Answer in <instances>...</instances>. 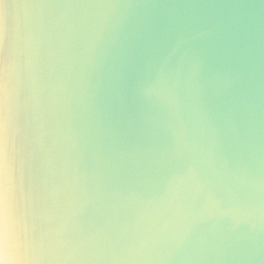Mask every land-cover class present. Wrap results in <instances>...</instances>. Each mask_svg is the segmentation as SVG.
Instances as JSON below:
<instances>
[{
  "label": "clouds",
  "instance_id": "1",
  "mask_svg": "<svg viewBox=\"0 0 264 264\" xmlns=\"http://www.w3.org/2000/svg\"><path fill=\"white\" fill-rule=\"evenodd\" d=\"M254 107L221 12L0 0V264L243 261L264 235ZM209 187L232 198L189 255L181 207Z\"/></svg>",
  "mask_w": 264,
  "mask_h": 264
},
{
  "label": "water",
  "instance_id": "2",
  "mask_svg": "<svg viewBox=\"0 0 264 264\" xmlns=\"http://www.w3.org/2000/svg\"><path fill=\"white\" fill-rule=\"evenodd\" d=\"M146 11L170 12H221L226 18L242 25L247 69L255 98L249 131L257 144H264V0H132ZM130 86V84H129ZM121 85L111 89L109 100L113 113L118 111L116 95ZM115 118V116H113ZM232 193L219 187H209L188 197L181 212L192 227V236L186 245V253L192 254L200 242L220 230V223L212 219L227 210ZM222 203H217V201ZM209 264H264V235L249 246L243 261H233L221 252Z\"/></svg>",
  "mask_w": 264,
  "mask_h": 264
}]
</instances>
